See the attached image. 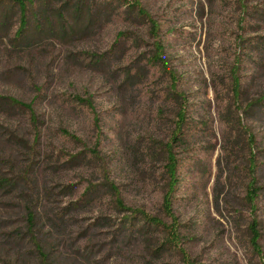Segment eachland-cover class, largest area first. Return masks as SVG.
Wrapping results in <instances>:
<instances>
[{"label": "rangeland", "instance_id": "1", "mask_svg": "<svg viewBox=\"0 0 264 264\" xmlns=\"http://www.w3.org/2000/svg\"><path fill=\"white\" fill-rule=\"evenodd\" d=\"M127 1L87 0L72 25L77 1L53 0L73 27L31 17L20 39L17 10L0 19V95L38 117L0 108V176L43 217L20 240L25 213L0 198V264H264V0ZM119 203L178 240L119 231Z\"/></svg>", "mask_w": 264, "mask_h": 264}, {"label": "trees", "instance_id": "2", "mask_svg": "<svg viewBox=\"0 0 264 264\" xmlns=\"http://www.w3.org/2000/svg\"><path fill=\"white\" fill-rule=\"evenodd\" d=\"M77 3L76 5L73 6L72 14L75 15L73 17V24H77L82 17H86L87 19L91 18L93 16L91 9L87 10L86 14L85 13V7L83 4L87 2V0H76ZM121 2H125L128 4L129 8H136L137 4L130 5L127 0H118ZM12 3V7H9L8 10H3L0 11V19H2L3 23L7 22L10 18L12 13V10L19 13L20 16V27L16 32V39H20L24 36H26V29L30 25V18L33 17L39 21H42L41 23L44 24L46 27L53 28L54 24L58 26L59 24L62 25V28L65 30L66 27H73V26H68V24L65 21L66 15L61 12V11H49L45 6L49 5L53 2V0H44L43 4L40 5H35L37 3V0H10ZM132 6V7H131ZM141 9L139 10V15L144 16L145 13H143ZM38 23L39 28H41V24ZM123 33H120L118 37H121ZM158 50L162 51L161 46L159 45L157 47ZM162 58V54L159 52H156L152 59L155 60V62H160ZM179 98H182L181 95H179ZM19 108L23 110H27L31 114V119L35 123L37 121L38 117L35 115V111L33 110L31 104L26 103L22 100H19L15 97L12 96H3L0 95V108ZM178 116L181 118V120L184 119V113L179 112ZM181 124V123H180ZM181 128V125H180ZM180 132L175 133L174 135V140H172L171 143L167 144L166 146V172L169 175V180H170V191L169 194L172 195L173 190L175 189V186L177 184V166H178V160L175 157L174 151H173V142L177 140V138H180L179 135ZM11 135H14L13 133H10ZM14 138V136H12ZM23 177L19 176V178H4L3 176H0V198H16L17 205L19 206L25 213V220L28 223V227L26 232H22L21 235L18 237L20 240H23V236L27 237L30 235L31 238L34 237L33 232L35 231V228H37V224L42 222V216L40 214V207H39V202L40 199L37 198L36 202L32 201L29 199V195H27L25 191V187L22 185L23 183ZM252 190H250V199L252 197H257L258 192L260 189L255 187L254 185L252 186ZM23 192L22 195H19ZM89 192H87L88 195ZM119 207H121V210H125L127 215L120 220L119 223H121L119 227V231L123 233H129L130 237H134V234H137L139 236L147 235L151 232H157V230H168L169 235H168V242L169 243H176V241L179 238V234L176 231H173L172 229H167L166 225L164 222L154 216H150L149 214L145 213L144 211L140 210H134L131 208H126L124 207L121 203L118 204ZM66 211L63 210L61 213H65ZM63 218V217H61ZM104 222L106 219H103ZM257 222L254 221L251 226V232H252V241L253 243H257V241L261 238V233L259 232L258 229H256ZM153 229V230H152ZM155 230V231H154ZM25 234V235H24ZM23 235V236H22ZM44 249V248H43ZM40 253L43 255V259L48 260L50 255L53 254L52 251H48L47 249L41 250L39 249Z\"/></svg>", "mask_w": 264, "mask_h": 264}]
</instances>
